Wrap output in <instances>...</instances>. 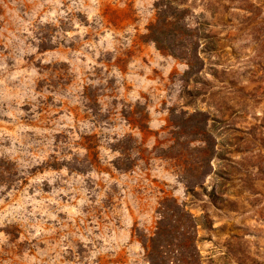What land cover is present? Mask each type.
<instances>
[{
	"label": "rangeland",
	"instance_id": "374dc122",
	"mask_svg": "<svg viewBox=\"0 0 264 264\" xmlns=\"http://www.w3.org/2000/svg\"><path fill=\"white\" fill-rule=\"evenodd\" d=\"M158 1L0 0V264H148L164 197L199 264H264V0H177L198 84L144 41Z\"/></svg>",
	"mask_w": 264,
	"mask_h": 264
},
{
	"label": "trees",
	"instance_id": "16d2710c",
	"mask_svg": "<svg viewBox=\"0 0 264 264\" xmlns=\"http://www.w3.org/2000/svg\"><path fill=\"white\" fill-rule=\"evenodd\" d=\"M156 19L150 24L144 35L146 43H153L157 50L187 65L183 77L187 83L198 84L202 79L206 58L211 50L207 37L199 34L198 30L187 24L188 8H182L177 0H160L155 4ZM195 117H190L193 120ZM143 125L144 120H136ZM146 125V124H145ZM142 128L144 126H141ZM205 127L204 136H208ZM134 142L129 136L119 141L113 150L119 156L113 161V166L121 172L131 171L135 165L128 143ZM91 151L92 148H86ZM207 158L210 162L217 158L216 153ZM211 160V161H210ZM68 169L70 164H62ZM60 169V167H57ZM207 173L206 177H209ZM196 187L202 184L187 186L188 194H194ZM158 220L153 235H140L139 241L145 250L148 264H199L198 235L196 217L184 204L176 199L164 197L157 209Z\"/></svg>",
	"mask_w": 264,
	"mask_h": 264
}]
</instances>
